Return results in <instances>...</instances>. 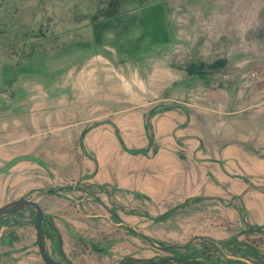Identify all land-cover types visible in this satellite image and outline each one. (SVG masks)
I'll return each mask as SVG.
<instances>
[{"label":"rangeland","instance_id":"obj_1","mask_svg":"<svg viewBox=\"0 0 264 264\" xmlns=\"http://www.w3.org/2000/svg\"><path fill=\"white\" fill-rule=\"evenodd\" d=\"M58 264H264V0H0V208ZM28 209L0 264H44Z\"/></svg>","mask_w":264,"mask_h":264},{"label":"water","instance_id":"obj_2","mask_svg":"<svg viewBox=\"0 0 264 264\" xmlns=\"http://www.w3.org/2000/svg\"><path fill=\"white\" fill-rule=\"evenodd\" d=\"M22 209H28L32 211L36 217L35 220V240L36 246L38 249L39 256L44 264H58L51 259L48 255L45 247V236L42 232V222L44 220L43 213L40 207L31 201L25 200L24 198L19 199L18 201L6 204L5 206L0 208V217L3 216H10ZM164 262H154L152 260H145V259H135V258H128L122 260L119 264H163ZM190 264H199L197 262H191Z\"/></svg>","mask_w":264,"mask_h":264}]
</instances>
